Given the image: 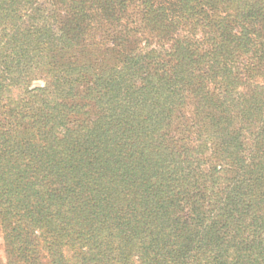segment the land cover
I'll return each instance as SVG.
<instances>
[{
	"label": "trees",
	"instance_id": "trees-1",
	"mask_svg": "<svg viewBox=\"0 0 264 264\" xmlns=\"http://www.w3.org/2000/svg\"><path fill=\"white\" fill-rule=\"evenodd\" d=\"M0 237V264H264V0H0Z\"/></svg>",
	"mask_w": 264,
	"mask_h": 264
},
{
	"label": "rangeland",
	"instance_id": "rangeland-1",
	"mask_svg": "<svg viewBox=\"0 0 264 264\" xmlns=\"http://www.w3.org/2000/svg\"><path fill=\"white\" fill-rule=\"evenodd\" d=\"M44 82L42 80H37V81H33L30 84V88H36V87H40L43 86ZM6 260V250L3 244V241L0 237V263L4 262Z\"/></svg>",
	"mask_w": 264,
	"mask_h": 264
}]
</instances>
